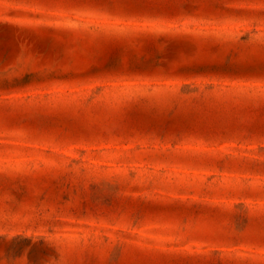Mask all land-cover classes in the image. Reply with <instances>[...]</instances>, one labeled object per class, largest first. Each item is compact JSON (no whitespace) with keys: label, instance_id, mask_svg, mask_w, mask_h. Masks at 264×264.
<instances>
[{"label":"rangeland","instance_id":"374dc122","mask_svg":"<svg viewBox=\"0 0 264 264\" xmlns=\"http://www.w3.org/2000/svg\"><path fill=\"white\" fill-rule=\"evenodd\" d=\"M0 264H264V0H0Z\"/></svg>","mask_w":264,"mask_h":264}]
</instances>
